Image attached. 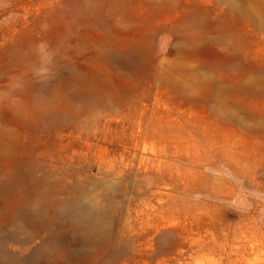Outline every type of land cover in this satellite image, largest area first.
Instances as JSON below:
<instances>
[{
    "label": "rangeland",
    "instance_id": "374dc122",
    "mask_svg": "<svg viewBox=\"0 0 264 264\" xmlns=\"http://www.w3.org/2000/svg\"><path fill=\"white\" fill-rule=\"evenodd\" d=\"M0 264H264V0H0Z\"/></svg>",
    "mask_w": 264,
    "mask_h": 264
},
{
    "label": "bare ground",
    "instance_id": "6f19581e",
    "mask_svg": "<svg viewBox=\"0 0 264 264\" xmlns=\"http://www.w3.org/2000/svg\"><path fill=\"white\" fill-rule=\"evenodd\" d=\"M3 169V168H2ZM5 170V169H4ZM69 207L72 210V216L75 219V221L78 224H84L86 222H88V216H90V213L85 212V209L83 207V205L79 202L73 203L72 205H69ZM22 210V209H21ZM20 211V210H19ZM18 211V212H19ZM17 212V213H18ZM14 220V219H13ZM20 223V222H19ZM89 223V222H88ZM34 225V224H33ZM10 231V230H9ZM17 231V230H16ZM13 232V231H12ZM40 233V232H39ZM27 254V253H26Z\"/></svg>",
    "mask_w": 264,
    "mask_h": 264
}]
</instances>
